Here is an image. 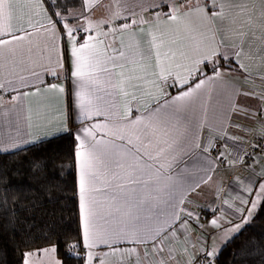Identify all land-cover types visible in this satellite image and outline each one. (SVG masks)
Returning a JSON list of instances; mask_svg holds the SVG:
<instances>
[{"label":"snow or ice","instance_id":"6c2138e0","mask_svg":"<svg viewBox=\"0 0 264 264\" xmlns=\"http://www.w3.org/2000/svg\"><path fill=\"white\" fill-rule=\"evenodd\" d=\"M65 51L71 92L43 79L66 71ZM222 68L264 86V0H0V93H18L8 101L13 107L30 94H64L62 118L49 120L45 140L70 132L69 108L81 124L70 134L87 264H214L220 254L215 237L193 241L191 223L201 232L205 226L184 205H194L188 197L212 181L218 166L251 171L246 182L232 181L242 193L234 197L236 213L246 210L250 217L264 206V87L237 90ZM218 89L228 94V104L209 125L207 104ZM239 95L256 106L238 105L233 97ZM101 116L105 123H88ZM232 116L255 127L233 124ZM27 122L31 128V108ZM233 127L253 135L251 152H229V141L243 142ZM194 156L205 175L188 183L184 173ZM222 203L234 207L228 199ZM221 221L230 224L220 216L209 226L221 229ZM100 246L107 251L94 254ZM55 252V246L28 251L23 264Z\"/></svg>","mask_w":264,"mask_h":264},{"label":"trees","instance_id":"16d2710c","mask_svg":"<svg viewBox=\"0 0 264 264\" xmlns=\"http://www.w3.org/2000/svg\"><path fill=\"white\" fill-rule=\"evenodd\" d=\"M74 147L66 133L0 153V264H23L26 252L49 246L61 264H81ZM72 244L77 246L70 249ZM214 264H264V206L221 248Z\"/></svg>","mask_w":264,"mask_h":264},{"label":"crops","instance_id":"0c3cea01","mask_svg":"<svg viewBox=\"0 0 264 264\" xmlns=\"http://www.w3.org/2000/svg\"><path fill=\"white\" fill-rule=\"evenodd\" d=\"M137 11H139V9H137ZM60 44L61 41L57 40V45ZM64 64L66 71L61 73L59 79H55L49 75L44 76L43 79H45L46 83L48 84L57 83L60 86H64L66 88V91L71 92L74 90V86L70 78V64L67 51L64 52ZM233 67H235V65H233ZM222 71L227 73L225 79L232 82L233 87H235L237 90L247 91L249 90V88L255 87V90L259 92L261 91V88L264 87L261 85V81L259 79L255 80V83L253 85L250 82H245L239 74L229 73L227 68H222ZM21 91L32 92V89H21ZM217 92L219 94L214 93L207 104L206 122L209 125L217 124L221 108H226L228 104V94L223 89H218ZM15 95H18V93L8 91L0 93V96H3L4 101L3 105L0 106V153L12 152L27 147L29 145L36 144L40 141H44L45 139H43V137L45 135L49 120H51V122L53 123L58 122V120L62 118V111L65 108L66 97L64 96V94H59V96L58 94L50 92H42L39 95L30 94L29 96L24 97L21 101L16 102V106L13 107L11 104L8 103V101L11 100L12 96ZM67 99H71V97H67ZM233 99H235L238 105L243 107H254L257 103L254 99H251L244 95L233 97ZM29 108L32 109L31 128L28 127L27 122ZM143 110V107H141L140 111ZM5 112H7V115H4ZM38 112L47 113L48 119L38 117ZM133 114L137 115L138 113L134 112ZM68 115L70 118L68 125L70 132H63L60 133L58 136L66 133L70 134L71 132H75L79 127H81V124L79 123L78 119H72L74 113L71 108L68 109ZM92 122L105 123L106 121L105 118L101 116L94 117L92 121H88V123ZM232 123L240 124L245 127H255L254 124H252L250 121L243 119V117L232 116ZM207 131L208 130L205 129L201 132L202 138L207 135ZM230 132L235 136L243 137V142L235 146H233L232 141L228 142V150L232 153V155L237 154L240 148H243V150L245 151L247 147L253 142V135H245L243 131H240L235 127L231 128ZM13 142H15L18 147H9ZM4 148H8V151H3ZM197 159L198 157L194 156L188 161V171L184 173V178L187 180L188 183H194L198 181L201 176L205 175L204 172L199 170L200 165L197 164ZM229 159H231V156H229ZM262 163H264V161H262ZM179 167L183 169L185 166L181 164ZM73 169L75 176V199L77 202L79 230L81 236L79 200L77 194L78 170L74 165V159ZM257 171H259V168H257ZM250 175L251 171L246 167L237 166L233 168H225L223 166H218L213 174L212 181H210L207 185H202L199 189H197L195 193L191 194L188 197V199L194 202V205L190 206L185 203L184 207L190 208V210L196 212L199 215L198 223L205 226L203 232H201V229L197 228L195 221L191 223V235L194 242L196 241L197 237L201 235L207 237L208 233H212L215 237V246L221 250V248L250 221L256 209L253 211L250 217L247 216L246 210L243 216L235 212V206H239V202L235 201L234 197L238 193H242L241 186L239 184L232 183L234 177L239 178L240 180H244L246 182L247 178ZM221 180L223 181L222 191L219 193V195H216L214 194V188L216 184ZM222 199H228L230 203H234V207L229 208L227 205L222 203ZM213 209L218 210L215 212V216L212 212ZM203 211L207 212V215L205 217L202 215ZM220 216H223L224 220L230 221V224L221 221L223 225L221 229L211 228L209 226V221L213 218ZM245 217L247 218L246 222ZM237 224L240 225V228L237 231H224V229L231 228L232 226ZM204 242L205 241H200V243ZM206 242L209 245H212L213 243L211 239H208ZM92 251L95 254L96 252L102 253L104 251H107V249L104 246H100L99 248L94 249ZM33 260L35 264H55L56 261H59L61 264V261L56 256V253H52L51 257L47 255H43L39 258L33 257ZM94 263L98 264V262L95 261Z\"/></svg>","mask_w":264,"mask_h":264},{"label":"built area","instance_id":"2783aa9c","mask_svg":"<svg viewBox=\"0 0 264 264\" xmlns=\"http://www.w3.org/2000/svg\"><path fill=\"white\" fill-rule=\"evenodd\" d=\"M256 141L253 139V142L247 147L245 151L251 152L252 149V144L255 143ZM217 150H220L219 148ZM216 155L215 152L212 153V157L214 158ZM248 163H251V161H248ZM240 167H246V166H240ZM247 168V167H246ZM202 215L205 217L207 215L206 211L202 212ZM87 249L84 247H81L78 251V257L80 258L81 264H87ZM95 264V263H94Z\"/></svg>","mask_w":264,"mask_h":264}]
</instances>
